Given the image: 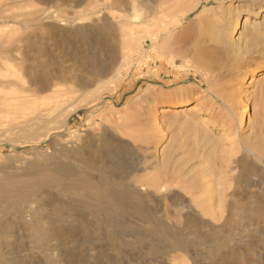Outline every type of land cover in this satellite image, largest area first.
Segmentation results:
<instances>
[{
	"label": "rangeland",
	"instance_id": "obj_1",
	"mask_svg": "<svg viewBox=\"0 0 264 264\" xmlns=\"http://www.w3.org/2000/svg\"><path fill=\"white\" fill-rule=\"evenodd\" d=\"M136 3L0 0V264H264V0Z\"/></svg>",
	"mask_w": 264,
	"mask_h": 264
},
{
	"label": "bare ground",
	"instance_id": "obj_2",
	"mask_svg": "<svg viewBox=\"0 0 264 264\" xmlns=\"http://www.w3.org/2000/svg\"><path fill=\"white\" fill-rule=\"evenodd\" d=\"M146 1L147 2H145L144 0H136L137 3L133 7V14H134L133 18H134V21H137V22H140V23L147 22V24L150 21H155V22L158 21V22H160L159 20L161 18L159 16H163V17L167 16L169 13H171L173 11V9L176 6L182 5L181 2L183 0H146ZM144 4L148 7V9H142V6ZM244 26H245V23H243L242 27L244 28ZM119 40H120V43H121V47L123 49L122 50L123 51L122 52V57H123L124 55H126L125 52L131 46V44H133L135 42V40L131 37L130 34H126L125 38H122V39H119ZM140 40H141V38H140ZM238 40H239V37H238ZM161 44H165V41H162ZM177 102H178L177 103L178 106H182L187 101L184 100V99H181V100H179ZM57 105L58 104L55 102L53 104V107H56ZM49 109H52V108H49ZM166 111H169V110H166ZM36 117H37V115H36ZM32 119H33V117H32ZM38 119H39V117H38ZM46 121H47V119H46Z\"/></svg>",
	"mask_w": 264,
	"mask_h": 264
}]
</instances>
